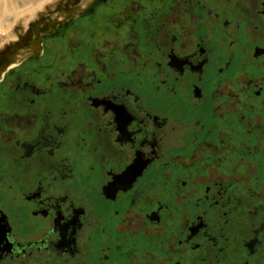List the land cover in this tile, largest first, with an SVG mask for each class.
Wrapping results in <instances>:
<instances>
[{"label": "flooded vegetation", "instance_id": "flooded-vegetation-1", "mask_svg": "<svg viewBox=\"0 0 264 264\" xmlns=\"http://www.w3.org/2000/svg\"><path fill=\"white\" fill-rule=\"evenodd\" d=\"M83 2L0 52V264H264V0Z\"/></svg>", "mask_w": 264, "mask_h": 264}, {"label": "bare ground", "instance_id": "bare-ground-1", "mask_svg": "<svg viewBox=\"0 0 264 264\" xmlns=\"http://www.w3.org/2000/svg\"><path fill=\"white\" fill-rule=\"evenodd\" d=\"M52 2L53 0H0L1 33L3 34V36L4 33L5 34H8V32L10 33L11 30L17 25V23L22 17H25L28 14H30L31 16H35L38 11L40 12V10L46 9L47 5L51 4ZM90 2L91 0L90 1L84 0L81 9L86 7V5L89 4ZM30 52L31 51H25V52L23 51L21 52L19 58L18 57L17 58L20 60L22 57L27 56Z\"/></svg>", "mask_w": 264, "mask_h": 264}, {"label": "rangeland", "instance_id": "rangeland-1", "mask_svg": "<svg viewBox=\"0 0 264 264\" xmlns=\"http://www.w3.org/2000/svg\"><path fill=\"white\" fill-rule=\"evenodd\" d=\"M71 6L72 0H53L51 4L47 5L46 9H42L40 12L38 11L35 16L28 14L26 16L29 17H22L10 33H4L3 36L0 31V52L6 50L9 45L16 41H20L25 33H27L33 25L40 23L43 18L47 17L50 21H56L64 16L66 17L68 14L66 11L70 9Z\"/></svg>", "mask_w": 264, "mask_h": 264}]
</instances>
